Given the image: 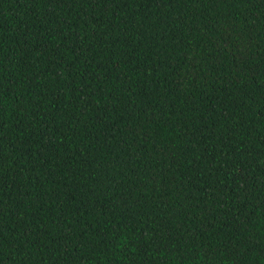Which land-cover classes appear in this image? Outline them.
<instances>
[{"label":"trees","instance_id":"1","mask_svg":"<svg viewBox=\"0 0 264 264\" xmlns=\"http://www.w3.org/2000/svg\"><path fill=\"white\" fill-rule=\"evenodd\" d=\"M0 264H264V0H0Z\"/></svg>","mask_w":264,"mask_h":264}]
</instances>
